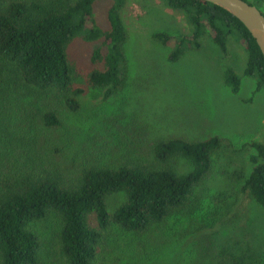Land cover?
I'll use <instances>...</instances> for the list:
<instances>
[{
  "label": "trees",
  "instance_id": "16d2710c",
  "mask_svg": "<svg viewBox=\"0 0 264 264\" xmlns=\"http://www.w3.org/2000/svg\"><path fill=\"white\" fill-rule=\"evenodd\" d=\"M96 1L0 0V264H54L44 237L49 218L56 220L51 244L58 264H130L145 254L156 259L168 240L161 227L168 216L194 208L185 230L170 233L182 237L220 223L233 204L223 191L210 204L199 200L212 154L221 146L216 134L140 138L147 154L131 155L129 144L120 149L113 142L91 141L73 128L85 110L86 89L101 90V100L108 101L124 86L126 32L120 11L125 0H111L106 29L93 16ZM245 1L264 15V0ZM165 2L182 11L191 26L188 35L175 38L165 31L152 34L160 44L171 45L168 60L198 48L206 31L225 55L232 35L245 65L242 75L225 66L223 82L236 94L242 76L253 79L247 102L252 101L264 89V58L243 23L204 0ZM80 36L100 41L91 60L102 63L86 72L84 81L68 52ZM245 145L254 150L251 168L237 178L234 199L246 194L264 209V136ZM120 193L122 200L111 205L109 199ZM213 236L200 238L192 264L203 259L207 264H264L249 247Z\"/></svg>",
  "mask_w": 264,
  "mask_h": 264
},
{
  "label": "rangeland",
  "instance_id": "374dc122",
  "mask_svg": "<svg viewBox=\"0 0 264 264\" xmlns=\"http://www.w3.org/2000/svg\"><path fill=\"white\" fill-rule=\"evenodd\" d=\"M110 3L111 0H97L93 4V16L102 29L107 28L106 10ZM120 16L126 32L124 86L108 101L101 100V90L86 89L85 110L74 119L73 128L91 141L113 142L120 149L129 144L131 155L136 151L147 154L145 142L140 138L148 141L173 136L202 139L216 134L221 138V146L212 154V168L199 192V200L210 204L223 191L233 203L220 223L182 237L170 233L185 230L190 224L186 216L194 208H186L183 214H171L161 225L168 240L158 250L156 259L145 254L132 258L129 263L192 264L196 261L192 259L199 257L200 238L205 234H214L217 242L249 247L255 258H264V209L246 194L234 199L237 178L251 168L249 155L254 150L245 144L264 136V89L247 102L254 89L253 79L242 76L236 94L223 82L225 66H232L242 75L246 57L240 42L230 35L224 55L206 31L198 48H186L177 61L171 62L168 60L171 45L160 44L152 34L165 31L172 38L188 35L191 26L182 11L170 8L165 0H125ZM99 44L100 41H86L80 36L68 47L83 81L86 72L102 66L91 60L92 51ZM79 137L77 139H81ZM137 140L142 144L138 145ZM179 165L184 163L179 162ZM122 195H112L110 204L122 200ZM55 221L49 218L45 223L44 237L49 244V261L58 264L51 244ZM110 236L113 238L112 234ZM148 253L152 255L147 250ZM199 264L207 263L203 259Z\"/></svg>",
  "mask_w": 264,
  "mask_h": 264
},
{
  "label": "water",
  "instance_id": "95a60500",
  "mask_svg": "<svg viewBox=\"0 0 264 264\" xmlns=\"http://www.w3.org/2000/svg\"><path fill=\"white\" fill-rule=\"evenodd\" d=\"M225 9L250 32L264 58V15L255 6L245 0H204Z\"/></svg>",
  "mask_w": 264,
  "mask_h": 264
}]
</instances>
